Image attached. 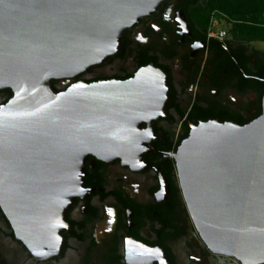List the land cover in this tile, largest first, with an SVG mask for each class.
<instances>
[{"label": "water", "instance_id": "1", "mask_svg": "<svg viewBox=\"0 0 264 264\" xmlns=\"http://www.w3.org/2000/svg\"><path fill=\"white\" fill-rule=\"evenodd\" d=\"M163 1L0 0V90L12 92L0 105V208L39 260L62 253L60 233L88 157L140 161L171 97L168 76L153 64L125 81L77 82L58 92L51 81L107 63L124 32ZM172 157L206 247L264 264V96L250 123H200Z\"/></svg>", "mask_w": 264, "mask_h": 264}, {"label": "flooded vegetation", "instance_id": "2", "mask_svg": "<svg viewBox=\"0 0 264 264\" xmlns=\"http://www.w3.org/2000/svg\"><path fill=\"white\" fill-rule=\"evenodd\" d=\"M200 2L164 0L124 32L107 63L51 81L57 92L77 82L125 81L153 64L168 76L171 97L143 140L140 161L88 157L81 190L66 211L60 255L33 256L0 208V264H240L213 254L200 239L172 155L200 123L243 126L261 114L264 39L227 42V36L220 46L198 23ZM9 90H0V105L12 97Z\"/></svg>", "mask_w": 264, "mask_h": 264}, {"label": "trees", "instance_id": "3", "mask_svg": "<svg viewBox=\"0 0 264 264\" xmlns=\"http://www.w3.org/2000/svg\"><path fill=\"white\" fill-rule=\"evenodd\" d=\"M215 11L226 15L232 22L231 37L227 42L264 39V0H201L195 14L205 32ZM215 41L221 46V42ZM51 87L57 92L52 83Z\"/></svg>", "mask_w": 264, "mask_h": 264}, {"label": "built area", "instance_id": "4", "mask_svg": "<svg viewBox=\"0 0 264 264\" xmlns=\"http://www.w3.org/2000/svg\"><path fill=\"white\" fill-rule=\"evenodd\" d=\"M224 25L225 19L216 15V12H213L207 29L208 38L216 39L220 42H225L228 33Z\"/></svg>", "mask_w": 264, "mask_h": 264}, {"label": "rangeland", "instance_id": "5", "mask_svg": "<svg viewBox=\"0 0 264 264\" xmlns=\"http://www.w3.org/2000/svg\"><path fill=\"white\" fill-rule=\"evenodd\" d=\"M215 12H216V15H218L219 17H223L225 19V25H224V27L227 30V33H228L227 36L231 37V28H232V22H231V20L226 15H224V14H222L220 12H217V11H215ZM210 18H211V16H210Z\"/></svg>", "mask_w": 264, "mask_h": 264}]
</instances>
